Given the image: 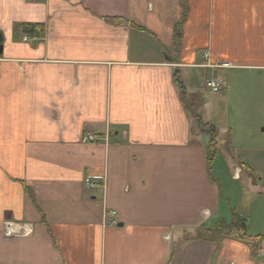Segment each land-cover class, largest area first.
<instances>
[{"label": "crops", "instance_id": "1", "mask_svg": "<svg viewBox=\"0 0 264 264\" xmlns=\"http://www.w3.org/2000/svg\"><path fill=\"white\" fill-rule=\"evenodd\" d=\"M186 2L0 0V264H264V0Z\"/></svg>", "mask_w": 264, "mask_h": 264}, {"label": "trees", "instance_id": "2", "mask_svg": "<svg viewBox=\"0 0 264 264\" xmlns=\"http://www.w3.org/2000/svg\"><path fill=\"white\" fill-rule=\"evenodd\" d=\"M180 3H181V6H182V18H181V21H184L186 16H187V10H188V5H187V2L186 0H180ZM108 24H111V25H114V26H117L119 24V19H111V18H105L104 19ZM18 30L19 32L21 33L22 36H27L29 38H33V39H41L44 37V34H45V26L43 24H31V23H24V24H20L18 25ZM1 39V38H0ZM182 90V93H181V100H182V103L185 105L186 109L188 111H191L192 115L195 116V114L193 113L192 109H191V106L187 100V94H186V91H185V88L182 86L181 88ZM195 118L199 119L197 116H195ZM200 127L203 129V130H207L208 129V125L206 124H203L201 123L200 124ZM217 137H218V131L215 130V131H210V143H209V146H208V162L211 161L215 151H216V148H217ZM231 226H226V225H220L217 227V230L215 231H212V230H206V232H204V234H206V236L203 234L202 238H206L208 235H214V234H222V232H226L227 230H229ZM207 239V238H206ZM239 240H242V241H250L251 238L247 237V236H240L238 237ZM259 239H255V242L258 241ZM254 242V241H253ZM258 254V251L256 252L254 250V256H256Z\"/></svg>", "mask_w": 264, "mask_h": 264}, {"label": "built area", "instance_id": "3", "mask_svg": "<svg viewBox=\"0 0 264 264\" xmlns=\"http://www.w3.org/2000/svg\"><path fill=\"white\" fill-rule=\"evenodd\" d=\"M228 65H223V64H215L212 65L208 63L206 67L211 68V69H220V68H225ZM206 87L210 89L212 92L216 93L220 90L221 84L219 81L210 78L206 82ZM86 185L87 187L93 188L94 185L93 183L90 182L89 179L86 180ZM3 234L6 239H15L21 236L29 235L31 234L32 227L29 224H16L12 222H6L3 226Z\"/></svg>", "mask_w": 264, "mask_h": 264}, {"label": "rangeland", "instance_id": "4", "mask_svg": "<svg viewBox=\"0 0 264 264\" xmlns=\"http://www.w3.org/2000/svg\"><path fill=\"white\" fill-rule=\"evenodd\" d=\"M259 171H261V173H262V175L259 176V177L262 178V179H264V173H263V171H264V162H261L260 163V165H259ZM242 184H243L242 182H236L233 185V186H236L237 187V193H235V196L238 197L240 206H242V204H243V199H241L243 197V194L248 192L247 188L243 189ZM226 186L229 187V186H232V184L230 182H228V183H226ZM226 186H225V188H228ZM248 194L249 193H247L245 195V197L247 198V200L249 202L250 201V198L248 197ZM254 210H255V213H254L253 217L250 218L254 222V225H252V230L253 231L260 232V230H261L260 227L262 226V224L264 222V205L263 204H260V202H259L257 205H254ZM248 221H249V219H248ZM204 235L206 236V234H204Z\"/></svg>", "mask_w": 264, "mask_h": 264}, {"label": "water", "instance_id": "5", "mask_svg": "<svg viewBox=\"0 0 264 264\" xmlns=\"http://www.w3.org/2000/svg\"><path fill=\"white\" fill-rule=\"evenodd\" d=\"M0 54H2V48H0Z\"/></svg>", "mask_w": 264, "mask_h": 264}]
</instances>
